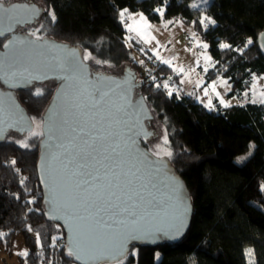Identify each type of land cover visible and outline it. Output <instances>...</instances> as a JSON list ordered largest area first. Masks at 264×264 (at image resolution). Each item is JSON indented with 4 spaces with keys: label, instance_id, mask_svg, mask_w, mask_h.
<instances>
[{
    "label": "trees",
    "instance_id": "16d2710c",
    "mask_svg": "<svg viewBox=\"0 0 264 264\" xmlns=\"http://www.w3.org/2000/svg\"><path fill=\"white\" fill-rule=\"evenodd\" d=\"M23 1L45 8L32 25L43 24L44 37L108 61L104 65L87 62L93 71L107 73L108 67L128 66L139 75L137 91L147 98L153 120L164 126L172 153L167 158L190 193L194 212L185 236L175 244L133 245L123 264H249V253L254 264H264V103L246 100L255 78L264 75V57L256 44L257 36L264 32V0H210L197 8L193 7L196 0ZM122 10L139 12L151 23L167 20L192 25L212 58L204 74L205 84L227 80V96L237 97L240 103L222 107L214 99L207 108L186 92L169 96L161 85L157 88L165 80L179 83L180 76L155 60L129 32L120 16ZM49 12L55 13V23ZM204 18L215 23L205 20L201 24ZM29 27L21 31L26 33ZM3 41L0 39V46ZM135 51L148 59L146 65ZM43 87L45 95L39 98L27 90L17 91L29 117L39 120L55 85L43 83ZM27 136L12 133L0 142V232L5 233L0 251L10 253L13 238L20 235L28 255L17 264H74L65 255L61 227L43 214L36 173L41 135L27 141L29 149L9 139ZM53 237L57 238L55 247Z\"/></svg>",
    "mask_w": 264,
    "mask_h": 264
},
{
    "label": "snow or ice",
    "instance_id": "6c2138e0",
    "mask_svg": "<svg viewBox=\"0 0 264 264\" xmlns=\"http://www.w3.org/2000/svg\"><path fill=\"white\" fill-rule=\"evenodd\" d=\"M41 9L33 5H6V0H0V37L7 42L2 44V47L8 53H15L13 57L7 58V53L0 55V83L9 89L27 90L30 96L39 98L45 95L46 89L43 87V81L48 79H58L61 81L56 96L53 97V103L47 110V121L43 119L38 121L36 117H30L27 120L28 127L26 129L28 136L25 140H16L14 143L19 144L20 147L29 149L31 145L27 142L29 139L42 135L33 129V125L39 128L42 123L47 124L49 133L51 134L54 118L59 120L61 124H67L68 121L64 119L62 113L57 112L59 101L64 96L65 91L72 87L73 84L83 81L84 84L90 86L88 95L92 97H99L103 100L110 94L115 92L114 88L108 87V83L120 86L113 77H101L97 73H89L85 61L93 60L96 64H108V61L99 60L92 56L91 53H86L82 57L77 49L69 48L67 45L56 46L61 48V51L56 55L45 58V69H33L22 64V60L27 57V54L34 49H48L51 51L53 42L46 40L41 35L43 24L39 27L28 30L27 33L17 32V29H22L25 25L34 24L40 14ZM163 14L162 9H157ZM126 10L120 12L123 19ZM53 23L56 21L54 12H49ZM139 19L144 24V28L151 27L146 21L143 14H140ZM208 20L209 23H215L209 18L201 20V24ZM171 23V22H169ZM129 26V31H132ZM10 34V35H6ZM141 38L147 43L152 37L150 34H141ZM43 43H40V42ZM247 43H251L248 41ZM207 48V44L200 45ZM221 47H229L228 45H221ZM43 55V53H41ZM158 60L164 64H171V61L163 60L158 53H154ZM210 60V57H205ZM141 63H143L141 61ZM207 71V68L204 69ZM174 71L184 72L183 67L174 69ZM191 71H194L191 70ZM49 72L54 73L55 76H50ZM91 77V78H90ZM127 83V81H125ZM183 83V81H182ZM199 81L196 82L199 86ZM157 88L161 86L155 85ZM163 87L167 89V94H173L172 89L169 88L167 82ZM215 89V84L211 86ZM131 89H125L122 93L124 99L127 101L119 109L128 120H122L127 129V139L125 144L135 145L137 138L143 135L145 138L152 135L143 128L144 120H151L148 115L146 104H141L140 101H146L147 98L141 96L135 105L130 99ZM207 95V90H205ZM5 98L7 105H5ZM257 102L253 99V103ZM260 103H264V95L259 99ZM223 103V101H221ZM206 107H211V101ZM228 106V105H225ZM25 122V114L17 101V98L12 93H4L0 91V139H3L4 133L7 129H14L16 131H25L19 125ZM139 126V130L138 129ZM74 136L68 139L67 143H61L60 148L63 149L67 163L74 164V169L71 170L68 195L70 200L74 201L76 205L83 208L87 215L77 217L80 221L76 225V238L69 241L65 255L72 261H79L81 264H99L104 261L108 264L109 261H114L116 264H123V257L125 255L126 244L138 238V233L143 228L145 216L137 215L136 208L138 203L134 200V193L132 188L133 181L127 179L129 176H135L136 172L131 169L128 172L120 170L119 159L122 156L119 150V145H109L104 147V141L107 137L93 136L91 133H85L83 127L72 128ZM79 139L80 143H77ZM167 136L164 137V145H167ZM157 155L159 152L156 153ZM164 155L171 157V151H165ZM55 157V154H53ZM71 159H68V158ZM140 160L142 164H148V153L140 152ZM15 164V160L10 162ZM138 171V169H137ZM23 183V181H21ZM177 191H182V187L177 184ZM188 197L185 196V200ZM31 203V201H29ZM95 210V211H93ZM96 225H103L104 231L108 235L115 237L114 242L104 252H98L99 237L96 234ZM31 231V229H29ZM5 233L0 232V238H3ZM56 237H53V247H55ZM39 241V234H37ZM22 256H27L28 252L25 250L18 253Z\"/></svg>",
    "mask_w": 264,
    "mask_h": 264
},
{
    "label": "water",
    "instance_id": "95a60500",
    "mask_svg": "<svg viewBox=\"0 0 264 264\" xmlns=\"http://www.w3.org/2000/svg\"><path fill=\"white\" fill-rule=\"evenodd\" d=\"M13 4L18 6L33 5L41 9L37 21L34 24L25 25L23 28L35 25L46 12L43 6L32 2H12L6 5L10 6ZM17 32L22 31L18 28ZM45 38L53 42L51 51L48 49L32 50L27 54V57L22 60L24 66L44 70L45 58L56 55L61 51V48L56 46L67 45L69 48L77 49L80 56H83L82 50L78 46H73L69 43L49 37ZM0 39L4 38L0 37ZM6 42L7 41L4 39L3 43ZM40 43L43 42L41 41ZM2 44L0 46V55L7 53V62V58L13 57L15 53H8L7 50L2 47ZM256 44L260 54L264 57V32L257 36ZM41 53H43V55ZM84 63L89 73H97L101 77H113L120 82V86L117 87L116 84L109 82L107 86L114 88L115 92L105 97L103 100H100L99 97L88 95V91L91 90L89 85L84 84L83 81L76 82L65 91L64 96L61 97L59 101V107L57 108V112L62 113L64 119H66L68 123L61 124L59 120L54 118L55 123L51 134L49 133L47 124H41L42 137L38 142L36 173L42 191L43 214L45 219L61 227L64 233V252L66 253L69 241L76 238L75 228L76 225L80 223L77 217L87 215V213L69 198V177L75 165L69 164L68 167L65 168L67 160L63 155V149L60 148L59 145L61 143H67L68 139L75 135V133L72 132V128L83 127L85 133H91L93 136L99 135L107 137L103 142L104 147L119 145V150L122 153L119 159L120 170L128 172V170L131 169L133 172H136L135 176H129L127 179L133 181L132 188L134 189V193H138V196L134 195L133 197L138 203L136 212L138 216H145V222H143L142 230L137 234L138 238L126 244L123 259L128 255L133 245L157 247L164 242L170 244L178 243L187 233L194 212L190 193L185 182L170 164L168 158L154 157L142 146L141 143L146 142L152 135L147 138L141 135L137 138L135 145H131L130 143L127 145L125 144L127 129L121 121L128 120V117H125L119 109L122 105L127 103L122 95L125 89H131L130 99L133 105H135L142 96L137 91L138 83L136 81V72L128 66L123 68L121 75L95 72L87 62ZM49 75L55 76V74L51 72H49ZM125 81H127V83H125ZM43 83L55 85L54 92L41 115V120L47 121V110L53 103V97L56 96L61 81L53 78L44 80ZM0 91L6 94H14L25 114V122L19 125V127L25 129V131L7 129L2 133L4 138L0 139V142L5 141L12 133L24 137L28 134L26 131L28 127L27 120L30 117L17 97V91H21V89H9L0 83ZM140 103L146 104L145 101H140ZM5 105H7L6 98ZM146 110L148 115L151 116V120H144L143 128L147 132L152 133L149 129V123L153 120V115L148 106ZM137 130H139V126ZM76 142L80 143L79 139H77ZM140 152L148 153V164L139 162ZM53 154H55L56 158L53 157ZM68 159L71 158L69 157ZM177 184L182 187V191H177ZM185 196L188 197L187 200H185ZM95 228L96 234L99 237L97 251L104 252L114 242L115 237L106 234L103 225H96ZM72 262L74 264H81L79 261ZM115 263L114 261L108 262V264ZM99 264H105V262L100 261Z\"/></svg>",
    "mask_w": 264,
    "mask_h": 264
},
{
    "label": "rangeland",
    "instance_id": "374dc122",
    "mask_svg": "<svg viewBox=\"0 0 264 264\" xmlns=\"http://www.w3.org/2000/svg\"><path fill=\"white\" fill-rule=\"evenodd\" d=\"M23 0H6V4L12 3V2H21ZM210 0H196L193 3V7L197 8L201 4H208ZM124 11V10H122ZM141 13L139 12H130L126 10L125 17L122 19L125 23V25L128 23L127 21L130 20L134 22V24H137L138 28V20L137 17L140 16ZM147 23L151 25L149 29L150 36L152 39L151 41L147 43H143L147 49L151 52V54L158 53L159 57L163 60L171 61L170 66L173 70L178 69L180 67H183L184 72L175 71L176 74L180 76L179 83H174L173 81H162L159 83V85L163 87L164 83L167 82L169 85V88L172 89L173 93L176 94H183L184 92L194 96V98L202 103L204 106L211 101V107L213 106V100L217 99L218 103L225 107V105L231 106L235 105L239 102V99L237 97H228L227 94L230 91V85L227 80L225 79H219L217 80V85L215 86V89L211 87H206L205 85V68H209L212 64V58L210 56V53L208 52V48H203L200 45L206 44L200 37L197 35V33L194 31L192 25H186L182 23L181 21H177L173 24L169 23V21L164 20L157 23H151L146 19ZM40 26V25H39ZM38 26V27H39ZM29 27V26H28ZM35 27L30 26L25 32L27 33L28 30L34 29ZM140 31H136V33H139ZM42 35V32L40 33ZM44 36V35H43ZM136 58L141 62L147 64L148 59H146L144 56H142L141 53L135 51ZM153 57L158 62H161V60H158L156 58V55L154 54ZM205 57H210V60H206ZM90 64H92L93 60L86 61ZM126 67V66H125ZM107 69V67L105 68ZM194 71H191L193 70ZM123 70V66L119 69H112L108 67L106 70L107 73H112L116 75H121ZM146 71L145 66L143 65V69ZM105 71V70H104ZM136 81L139 82V75L136 73ZM183 81V83H182ZM199 81V86H197L196 82ZM165 89V88H164ZM166 92L168 91L165 89ZM205 90H207V95H205ZM264 95V75L255 78L253 81L250 90L247 93V99L253 101L255 99L256 101H259V98H255V96ZM258 99V100H257ZM223 101V103H221ZM206 107V106H205ZM40 121L39 119H37ZM33 129L37 132L41 133V126L39 128H36L35 125ZM149 129L152 131V136L150 139H148L145 144L147 150L150 152L151 155L157 158L168 156L164 155V152L168 150V143L167 145H164V137L166 134V131L164 129V126L158 122L156 119L152 120L149 123ZM10 136V135H9ZM8 136V137H9ZM42 137V135H41ZM13 140H17V138H9ZM27 139L26 137L22 140ZM159 152L157 155L156 153ZM242 158H239L237 160L238 163H240ZM27 251L26 247L23 243L22 236L18 235L13 238L11 243V251L10 253H6L4 251H0V264H17L19 258H23L25 256L19 255L18 253H21L23 251ZM116 264V263H115ZM191 264H194L191 262ZM249 264L253 263L252 254L249 253Z\"/></svg>",
    "mask_w": 264,
    "mask_h": 264
},
{
    "label": "crops",
    "instance_id": "0c3cea01",
    "mask_svg": "<svg viewBox=\"0 0 264 264\" xmlns=\"http://www.w3.org/2000/svg\"><path fill=\"white\" fill-rule=\"evenodd\" d=\"M137 20H138V28H140L141 30H138L137 29V24H134V22H132V21H130V20H128L127 22V24H126V28L129 30V26H131L132 27V31H129V32H131L132 34H134L136 37H138L143 43H145L144 42V39H142L141 38V35H138V33H136V31H140L139 33H141V34H151L150 33V31H149V29H145L144 28V24H143V22H141L140 21V19H139V17H137ZM151 40H149V42H150ZM146 45V44H145ZM152 55H154V54H152ZM213 84H215V86L217 85V82L216 81H213V82H209V83H207V84H205L206 85V87L208 88V87H211ZM212 88V87H211ZM258 94V93H257ZM259 96H255V98H259L260 99V97H261V95L260 94H258ZM217 100V99H216ZM258 100V99H257ZM257 102H259V101H257ZM222 106V105H221ZM222 107H224V106H222ZM225 107H227V106H225ZM207 108H211V107H207Z\"/></svg>",
    "mask_w": 264,
    "mask_h": 264
},
{
    "label": "flooded vegetation",
    "instance_id": "af4514ba",
    "mask_svg": "<svg viewBox=\"0 0 264 264\" xmlns=\"http://www.w3.org/2000/svg\"><path fill=\"white\" fill-rule=\"evenodd\" d=\"M23 2H26V1H23ZM23 29V28H22ZM142 143H144L145 144V142H142Z\"/></svg>",
    "mask_w": 264,
    "mask_h": 264
},
{
    "label": "bare ground",
    "instance_id": "6f19581e",
    "mask_svg": "<svg viewBox=\"0 0 264 264\" xmlns=\"http://www.w3.org/2000/svg\"><path fill=\"white\" fill-rule=\"evenodd\" d=\"M134 36V35H133Z\"/></svg>",
    "mask_w": 264,
    "mask_h": 264
}]
</instances>
